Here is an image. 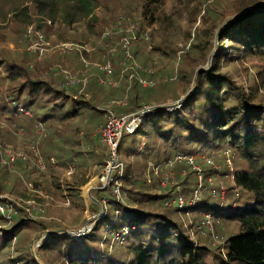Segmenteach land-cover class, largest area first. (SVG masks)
I'll return each mask as SVG.
<instances>
[{
  "label": "trees",
  "instance_id": "1",
  "mask_svg": "<svg viewBox=\"0 0 264 264\" xmlns=\"http://www.w3.org/2000/svg\"><path fill=\"white\" fill-rule=\"evenodd\" d=\"M20 1L21 3L16 0H0V17L3 18L0 22H4L11 14L10 19L14 23L20 26L31 24L27 6H22L24 1ZM26 1L31 3L33 16L38 19L39 24L43 20L51 23L60 20L66 26L86 24L89 31L100 28L95 16L99 7L98 0ZM155 2L157 0H139L136 7L117 16V19L125 21L132 17L138 26L137 41L129 49L132 56L129 66L136 62L140 67H132L131 74L126 73L117 87H108L105 84L97 86L98 78L95 76L91 78L92 88L81 90L80 87H75L79 82L66 85L63 69L74 73L85 68L77 54L53 55L54 61L48 58L44 62L34 63L33 66H23V62L18 63L15 58L1 56L0 79L8 83L11 103H0V121L12 123L13 129L8 133L15 137L13 132L25 128L24 125H38L43 122L45 126L49 125L53 135L60 136L62 142L68 143L73 136L63 138L65 135L60 132L62 125L71 124L73 132L80 130L78 124H82V127L86 125L88 131L92 122H97L102 128L107 119L103 112L108 111L106 108L110 102L124 103L113 107L117 114L135 112L144 105L154 107L164 103L169 97L159 100L150 93L149 87L141 86L137 79L138 76H145L144 70L150 71L156 60L170 63L181 50L175 45V40H172L175 36L173 28H168L155 43L151 39L147 41L144 36L139 37L144 23L140 16L150 11V6ZM214 3L215 7L206 1L201 2L202 10L194 12L195 17L200 15L203 21L206 16L209 17L212 25L206 24L208 28L202 35L193 33L192 36L189 33L187 39H183L184 45H189L178 57L181 66L180 81L184 87L175 99L186 93L194 76V69L200 67L204 61L208 63L213 39L219 29L225 28L220 34V57L217 56V62L212 69L199 73L200 83L197 90L186 96L178 108H156L146 115L143 129L140 131L137 128L131 133L140 134L142 137L139 140L144 141L140 143L133 139L129 146L125 143V135H122L117 146V163L126 162V165H123L120 175L113 171L111 181L106 187L93 191V197L97 201H90L89 212L92 215L98 214L101 207H104L102 216L94 227L80 238L65 234L49 235L33 255L30 243L36 234L64 227L56 220L29 218L23 207L12 203L18 214L11 218L9 225L0 226V264H264V96L260 93L259 86L256 87L254 83L244 90L236 77L225 69L251 56L264 58V0H215ZM255 5L259 6L253 8ZM133 12L139 15L133 17ZM224 12L229 14L228 18ZM96 38L95 42H102L99 45L101 51L105 52L109 47L115 49L109 56L114 67L113 78L118 79L119 64L122 65L121 61L124 59L123 43L118 42L119 38H115L114 43L108 42L112 40L110 37L103 40L101 36L100 39ZM225 40L229 42L228 48L223 46ZM23 57L29 60L28 53L20 54L19 60ZM52 64L61 71L58 76L50 71ZM73 66L76 68H72ZM71 69L74 71L71 72ZM135 70L137 74H134ZM157 72L155 70V73H149V77L154 79L153 75ZM132 74L134 76L130 77ZM20 107L29 109L34 117L19 113ZM99 118L104 121L96 120ZM77 119L80 120L78 124L74 123ZM89 135V131L84 134L87 144L91 140ZM147 143H150V147ZM190 146L196 148V151L189 154L179 152L180 148ZM87 147L90 149L89 144ZM85 148L77 144L69 149L72 153L66 152L80 157L82 149ZM120 152L128 159H121ZM226 152L233 167L230 188L223 182L224 176L230 173ZM199 153L203 157L213 153V162L219 165V168H212L211 163L203 162L200 187L194 171L188 174L195 175L196 181L193 185H190L188 176L177 179L178 182L172 189H161L159 180H153L152 167L162 170L159 167L176 155L192 156ZM42 155L45 161L51 157L44 152ZM0 156L2 160L7 158L5 153H0ZM20 161L22 160L18 158L15 163L20 166ZM1 163L5 166L8 164L7 160ZM142 163L147 164V171L146 168H139L138 165ZM182 165L188 166L184 162H176V171ZM29 166L32 171H37L35 163L30 162ZM2 167L0 193L7 190L4 182L9 175ZM217 173L219 175L215 176ZM146 175L151 176L149 183ZM209 177L217 185L218 192L220 179H223L225 195L222 198L212 193L214 187ZM15 180L10 192L27 200L30 193L18 191L17 184L20 179L17 177ZM116 180L119 184H115ZM50 184L48 182L45 187H41L35 183V189L48 195ZM83 184L84 179L67 186L73 202L74 199L80 201L82 211L84 206L79 188ZM117 186L118 192L115 191ZM196 188L199 199L189 206V198H193ZM178 196L184 198V202L187 201L184 208H178L173 203ZM187 211L195 215V219L189 222L193 228L200 224L201 219L207 220V215L211 226L216 229L221 221L235 223L236 232L224 240V254L215 253L209 246L193 241L184 221L180 219L179 213ZM0 219L4 224L9 220L5 215H0ZM195 231L196 234L199 233L197 227Z\"/></svg>",
  "mask_w": 264,
  "mask_h": 264
},
{
  "label": "rangeland",
  "instance_id": "2",
  "mask_svg": "<svg viewBox=\"0 0 264 264\" xmlns=\"http://www.w3.org/2000/svg\"><path fill=\"white\" fill-rule=\"evenodd\" d=\"M16 1L17 3H21L20 0ZM23 1L22 6H27L28 10L26 11L29 12L28 14L30 15L31 24L28 26H20L18 23L16 24L11 21V14L4 19V22H0V57L3 56L6 58L5 56H7L9 58H15L16 62H23V66L28 64L33 66L36 62H44L48 58L52 59L53 55L56 57L65 54H77L79 55V59L84 62L85 68L74 73H70L68 70L66 71L63 69L62 74L65 75L64 78L66 85H68L69 81L78 80L79 83L77 82L78 84L75 87H80L81 90H84L86 87L92 88L91 78L93 76L97 79L100 78V74H104L101 76L103 82L97 79V86L105 84L108 87H117L126 73L131 74L132 66H129L130 61H128L125 65L119 64L120 74L118 79H114V67L110 58L111 56L109 55L114 53L115 49L109 47L105 52H103L99 48V45L102 42H95V40L97 39L96 37L99 38L101 36L102 40L110 37L112 40H109V43H114L115 38H119V43H122V41L124 42L123 39H127L130 36V30L132 27L137 25L132 17H128L127 22L125 20H121L120 18L117 19V16L122 12L127 13L128 10L136 7L139 0H98L97 2L99 7L96 9L95 16L98 19V27L100 28H93L91 31L88 30L87 26H85L86 24H83L84 27L82 25L66 26L64 23L60 22V20H57L56 23L43 20L44 22L39 24L37 21L38 19L33 16L34 13H32L33 9L31 8V3L26 0ZM133 1L135 3H133ZM205 1L215 7V0H157V2L150 6V11H147L145 14L143 13L144 15L140 16L144 20V23L142 24L143 31H141V34L139 35L140 38L141 36H144L147 41L151 39V42L155 43L166 33L168 28H173L175 36L172 37V40H175V45L181 49L177 54V58L172 59L173 61L170 63L166 64V62L164 63L163 60H159L157 58L158 60L154 63V67L151 68L153 73H155V70L158 72L153 75V86L148 89L150 90V93H152L155 97H158L159 100H164L163 98L169 97L164 102L166 104L172 105L176 100L184 95L182 94L178 99H175V96L178 93H181L180 91L184 87L183 82L180 81L179 72L181 70V66L178 62V57L181 53H184L185 50L188 49L189 45L188 43L184 45L185 42H183V39H187L189 33H192V36L193 33L202 35L203 31L208 28L206 24L210 23V25H212L213 23L207 16L205 17V21H203L198 14H196L198 16L195 17V10H197V12L200 9L202 10L200 3ZM224 1L227 2V0ZM225 13L226 12L223 14ZM132 15L134 17L139 15V13L133 12ZM226 17L228 18L229 14L226 13ZM0 19L3 18L0 17ZM224 30L225 28L219 29L213 39V44L210 47L211 56L208 58V63H205L204 61L200 67L194 69V76L191 79L187 91L193 84V91H196L200 83L198 76L199 73L208 71L215 66L217 56L220 57L221 55L219 51L221 48L220 34ZM189 42H191V39ZM223 46L228 48L229 42L225 40ZM23 53H28L29 60L26 57L19 60L20 54ZM52 60L54 61V58ZM104 61L110 62L111 75L102 73L103 71L99 69L103 67L102 65L107 63ZM41 64L43 68V63ZM56 68L55 64L50 66V71L54 76H58L61 73V71H58ZM72 68L76 67L73 66ZM225 69L236 77L237 81L243 85L244 90H247V87L254 83L256 87L259 86L260 93L264 96V58L251 56L245 60H241V62L234 66H227ZM71 70L69 71H74L73 69ZM161 72H164V75H161ZM3 101L10 102L11 100L8 94L7 81L0 79V103ZM120 103L122 102H110L106 109L116 113L113 111V107L120 106ZM171 105H169L166 110L178 108V106L171 107ZM151 107L153 108V106ZM18 110L19 113H25V115L28 114L30 117H34L33 113L29 109H22L20 107ZM108 111L103 112L104 118H106ZM100 119L102 118L96 120L100 122L104 121L103 119L102 121ZM79 121L80 120L78 119L77 121L74 120V123L78 124ZM143 124L144 123L140 124L138 127L140 131L143 129ZM81 125L82 124H78V126L81 127L78 132H73L71 130V124L62 125L60 132L65 135L63 138L66 136H73L72 138L74 139H71L68 143H64L59 138L60 136L57 137L53 135L52 129H50L49 125L45 126L43 122H40L38 125H32V123H29L28 126L27 124L24 125L25 128L27 126V131L25 128L16 130L15 133L13 132V134H15V138L8 133L13 129L12 123L0 121V153H5L7 156V153L12 151L17 155L21 153V156H24L18 157L22 160L20 161V166L15 163L18 158H16L13 162H9V164H7L8 166H5L1 162H4L7 158L2 160V157L0 156V167L4 166V168H2L9 173L7 180L4 182L7 186V190L0 193V206L10 208L12 203H15L16 205L23 207L27 217L33 219H49L50 221L56 220L67 230H78L87 224V221L88 226L92 229L96 221L102 216L104 207H101L98 214H94L95 217L98 215L96 220L92 219L89 221V219L94 216L89 212V203L92 201L90 195L93 197V191L106 187L111 181V176L114 172L117 171L120 175L123 165L125 166L126 162L120 164L117 163L118 153L116 154L115 152L117 149L113 152L110 148L108 143L109 141L102 133L101 126H99L97 122L90 123V126L87 125L90 127L88 131L90 133L89 138H91L88 142L90 147L89 149L87 147L88 144L84 139V134L88 131L86 129V125L85 127H82ZM53 127L57 126L53 125ZM124 135L126 144L132 142L133 139H137L140 143L142 140L144 141V139L139 140L142 136L138 133L132 135L130 133H124ZM77 144L82 148L86 147V150L82 149L80 157L76 154L69 155L72 153L69 149L71 147L74 148ZM147 145L150 147V143H147ZM107 146L110 148V151ZM66 151H69L70 153ZM195 151L196 148L191 146L182 147L179 150L180 153L188 154ZM43 152L44 154H48V157L51 156L47 161L43 158ZM192 156L194 157V163L192 165L185 163V165L188 166L186 167L182 165L178 171H176L174 166L172 168H168V161L162 167H159V169L162 168V170H158L157 167H152L153 180H159L158 184L161 189H172L176 186V183L178 182L177 179L188 176L190 185H193L196 181L195 175L188 174L189 172L194 171L198 177V187H200L201 176L204 168L202 165H204L203 162L209 164L208 157H203V154L201 153L193 154ZM210 156L213 155L210 154ZM119 157L121 159H128V157H126L122 152L119 153ZM83 161L85 166L82 164ZM30 162L35 163L37 171L31 170L32 167L29 166ZM105 162L107 163L105 164ZM148 163L150 164V162ZM138 166L143 170L146 168L147 171L146 163H142ZM210 166L212 168H219V165L214 164L213 161ZM228 169L230 170V173L224 176L225 180L223 182L226 183L227 188H230L232 184L229 181L233 180L232 165L231 167L228 166ZM205 173L204 169V174ZM207 175H209L208 171ZM218 175V173L215 174V176ZM146 176L147 183H149L151 176ZM17 177L20 179L17 184L18 191H22V193L23 191H26L27 194L30 193L28 194L27 200L10 192V190H12V185L14 186L16 183L15 179H17ZM103 177H105V179H102ZM83 179L85 184L79 188V194L81 195L84 206V210L82 211L80 201L78 199H74L73 202V198L70 196V191L67 189V186H70L74 182H80ZM209 179L212 180L211 185L214 187L213 191L215 192L213 193L222 198L225 195V186L222 182L223 179H220L221 184L218 185V187L221 190L224 189V195L216 190L217 185L213 183L212 177H209ZM46 181L51 183L49 187L50 193L48 195L35 189V183L41 187H45L48 183ZM115 184H119L117 180L115 181ZM87 186L89 188L85 191L84 188ZM118 188L119 186L116 187V192H118ZM193 197H199L197 191L193 192ZM20 199L23 202L20 201ZM241 199L243 198L241 197ZM94 201L97 200L95 199ZM174 201L175 200H173V203H175ZM195 201L194 199L189 198L188 204L187 201L184 202V204L192 206ZM17 214V209L13 206L12 211L11 209L9 211V215L15 217ZM179 214L180 219L184 221V226L187 227L194 242L209 246L215 253H225L226 250L222 248V246L225 238L236 232L237 227L234 222L221 221L216 229V227L211 226V221L206 222V220L203 221V219H201L199 224L200 226L197 224L198 226L193 228L189 222L195 219V215L190 211L185 213L180 212ZM0 215L3 214L0 213ZM2 222L4 221L0 219V226L4 227V225H9L12 220H8L5 224ZM196 227L199 232L198 234H196L195 231ZM76 238L80 237L77 236ZM33 248L35 254L37 245L34 244Z\"/></svg>",
  "mask_w": 264,
  "mask_h": 264
},
{
  "label": "built area",
  "instance_id": "3",
  "mask_svg": "<svg viewBox=\"0 0 264 264\" xmlns=\"http://www.w3.org/2000/svg\"><path fill=\"white\" fill-rule=\"evenodd\" d=\"M130 31H131L130 36L127 39H123L124 42L122 41L123 48H124V59H123L122 65H125L128 61L132 60V56H131L129 49H130L132 43L137 41V36L139 33V29L137 26L132 27V29ZM132 65H133L132 67L134 69L140 68L136 62H133ZM102 66H103L102 68H99L101 71H103L102 73H106V74L111 75L110 62L108 61L106 64H104ZM144 73H145V76H138L137 77L138 82L141 84V86H143L145 88L152 87L153 86V79H151L149 77V75L152 74V71L151 70L150 71L144 70ZM134 74H137L136 70L134 71ZM134 74L130 75V77L134 76ZM98 80L102 81V78L100 77V78H98ZM74 82H79V81L78 80L77 81H75V80L69 81L70 84H73ZM123 104L124 103H120L119 105H123ZM177 106H179V105H177ZM151 109H152V107L150 105H144V106H142L141 109H139L135 112L128 113V114H123V113L117 114V113H113L111 111L107 112L106 123L101 129H102V133L107 137V139L109 141L108 142L109 146L113 150V152L117 148L118 143H119L122 135L124 133H130L131 134V133L135 132L137 130V128L140 126V124L145 122L146 115L151 111ZM226 154H227L226 163L228 166L231 167V165H232L231 158H230V156H228V152H226ZM21 155H22L21 153L17 155L12 151L8 152L7 153L8 164H9V162H13L16 157H24ZM211 155H213V153ZM207 157H208V163L209 164L212 163L213 156H207ZM176 162H184V163L192 165L194 163V157L193 156H187V155H176L174 158L168 160L167 167L172 168ZM195 191H197V189ZM219 193L224 195V189H222V190L220 189ZM192 199H194V201H195V200L199 199V197H193ZM174 202L178 208L184 207V200L182 197L178 196ZM10 209L12 211L11 206H10V208H7L5 206H0V213H2L3 215L6 214L5 217L9 220H11V218H12V215L11 216L9 215ZM208 217L205 216V219H207L206 222H210Z\"/></svg>",
  "mask_w": 264,
  "mask_h": 264
},
{
  "label": "water",
  "instance_id": "4",
  "mask_svg": "<svg viewBox=\"0 0 264 264\" xmlns=\"http://www.w3.org/2000/svg\"><path fill=\"white\" fill-rule=\"evenodd\" d=\"M257 6H259V5H255V6H253V8L254 7H257ZM193 85L190 86L189 90L186 91V93L183 96H181L178 100H176L172 105L171 104L162 103V104H159L157 106H154L152 109H156V108L166 109V108L169 107V105H171V107L172 106L175 107V106L179 105L184 100V98L193 91V89H194ZM115 152L117 154V151H115ZM89 195H90V192H89ZM90 197H91L92 200H95L91 195H90ZM97 216L96 217H95V215L92 216L89 219V221H91L92 219L93 220H96L97 219ZM86 223L87 224H85L82 228H80L78 230H67L65 228H59V229L45 230V231H42V232L36 234L34 236V238L32 239L31 244H30V249H31L32 254L34 255V248H33L34 247V244H36L37 247H38L39 245L42 244V242L49 235H55V234H58V235L62 234L63 235V234H65V235H71V236H73V237L76 238L77 236L81 237V236L87 234L91 230V228H90V226H88V221Z\"/></svg>",
  "mask_w": 264,
  "mask_h": 264
},
{
  "label": "bare ground",
  "instance_id": "5",
  "mask_svg": "<svg viewBox=\"0 0 264 264\" xmlns=\"http://www.w3.org/2000/svg\"><path fill=\"white\" fill-rule=\"evenodd\" d=\"M31 154H32V153H31ZM102 179H105V177H103ZM88 188H89V187L87 186V187L84 188V190L86 191Z\"/></svg>",
  "mask_w": 264,
  "mask_h": 264
}]
</instances>
